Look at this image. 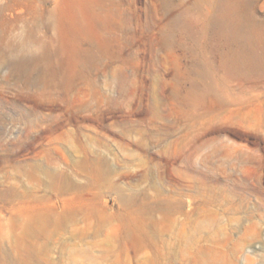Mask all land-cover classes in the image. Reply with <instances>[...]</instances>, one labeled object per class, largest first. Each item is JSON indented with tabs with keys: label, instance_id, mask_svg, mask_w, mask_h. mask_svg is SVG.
<instances>
[{
	"label": "rangeland",
	"instance_id": "rangeland-1",
	"mask_svg": "<svg viewBox=\"0 0 264 264\" xmlns=\"http://www.w3.org/2000/svg\"><path fill=\"white\" fill-rule=\"evenodd\" d=\"M0 264H264V0H0Z\"/></svg>",
	"mask_w": 264,
	"mask_h": 264
},
{
	"label": "bare ground",
	"instance_id": "bare-ground-1",
	"mask_svg": "<svg viewBox=\"0 0 264 264\" xmlns=\"http://www.w3.org/2000/svg\"><path fill=\"white\" fill-rule=\"evenodd\" d=\"M17 62V61H16ZM28 62V61H27ZM26 62V63H27ZM10 62L9 61H7V60H3V64H9ZM26 65H28V63L26 64ZM30 81V80H29ZM29 83H31V82H29Z\"/></svg>",
	"mask_w": 264,
	"mask_h": 264
}]
</instances>
